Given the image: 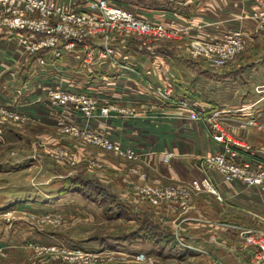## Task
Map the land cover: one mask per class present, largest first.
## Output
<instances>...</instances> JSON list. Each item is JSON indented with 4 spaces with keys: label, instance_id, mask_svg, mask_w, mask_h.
Instances as JSON below:
<instances>
[{
    "label": "crops",
    "instance_id": "obj_1",
    "mask_svg": "<svg viewBox=\"0 0 264 264\" xmlns=\"http://www.w3.org/2000/svg\"><path fill=\"white\" fill-rule=\"evenodd\" d=\"M170 1L174 3L173 9L147 8L140 13L151 21L182 24L186 31L181 39L174 42L176 44L164 42L153 51L146 48L147 53L138 54L131 44L132 38L125 45L118 46L126 51L120 55L121 60L132 64L139 75L121 73L107 61L96 60L86 66L84 45H78L75 51H64L60 61L51 66L38 67L35 57L23 54L15 39L2 38L0 104L16 107L31 117L30 126L37 129L39 138L47 141L57 140L51 131L56 127L58 112L49 106L47 99V92L51 88L89 91L100 100L101 105L112 103L132 110L136 113L134 118L118 116L101 119L92 122L91 126L142 153L143 170L158 183H189L192 179L210 176L223 201L219 202L213 196L197 197L192 204L198 208V213L191 215L203 217L212 223L240 222L243 227L258 231L263 228L260 222H264V191L247 189L240 181L225 183L220 175L207 172L202 160L221 152L222 145L209 137L203 123L186 121L173 115L170 118H155L159 111L175 112L177 108L155 103L150 85L170 89L178 99L189 98V95L195 98L197 91L206 88L207 97L202 96L203 101L197 103L205 107L208 113L220 111L219 121L230 132L231 138L241 146L251 148L253 155L244 153L245 160L264 162V133L248 125L252 119L264 124V30H258L257 22L251 18L253 12L264 10V0ZM75 7L82 9L79 5ZM235 29L245 32L249 46L257 52L248 54L250 57L244 56L240 62L244 63L246 58L249 61L246 59L243 65L214 70L199 61L195 62L184 52L191 40L218 39ZM91 43L96 50L98 45L94 41ZM189 62H195L197 68H205L211 74L204 75V78V72L199 73L185 64ZM245 78L246 81L241 80ZM256 88L261 92H257ZM247 90L251 95L247 94ZM67 116L71 122L85 124L78 114L70 112ZM9 132L24 134L12 125L0 126L1 137H6L5 133ZM22 135L17 136L28 140ZM168 152L173 153L169 165L164 161V154ZM125 173L119 170L117 184L127 182ZM57 183V189H61L62 181ZM212 227L207 223L190 224L180 233L182 244L177 245L176 254L183 264L261 263L252 257L250 247L253 249V246L248 247L235 232L219 234L216 230L218 238L214 243L210 242ZM161 228L173 233L169 228ZM16 249L14 252H20Z\"/></svg>",
    "mask_w": 264,
    "mask_h": 264
},
{
    "label": "rangeland",
    "instance_id": "obj_2",
    "mask_svg": "<svg viewBox=\"0 0 264 264\" xmlns=\"http://www.w3.org/2000/svg\"><path fill=\"white\" fill-rule=\"evenodd\" d=\"M110 1L125 7L138 5L145 9H158L159 6L168 9V5H174L170 0H146L145 3L144 1L137 3V1L131 0ZM258 12L260 11L253 12L251 18L253 19ZM133 37H131L133 39L131 44L137 54L147 53L141 41L146 42L152 51L164 42L176 44L174 42L178 41L177 39L157 41ZM189 44H187L184 52L195 62L199 61L200 64L208 65L211 69L219 68L213 66L204 57L194 58ZM255 53H257L255 49L248 44L244 51L218 70L238 66V64L243 65L248 59L246 58L244 63L240 60L244 56L250 57L248 54ZM195 62L185 64L197 69L199 73L204 72L203 77L211 74L205 68H203L205 70L197 68ZM241 80L246 81V78ZM246 87L249 88V85ZM206 90L205 88L203 91H197L198 97L195 98L189 95V98L178 99L172 94L176 101L184 100L199 107L202 114L201 119L193 120L189 111L185 109H176L175 112L159 111L154 117L170 118L173 115V117L186 121L203 123L209 137L216 142L213 136L218 134V130L214 129V124L209 120L217 123L221 129H226L219 121L220 111L208 113L205 107L197 103L199 100L203 101L202 96L207 97ZM257 90L259 88H256ZM253 91H255L254 88ZM151 92L155 99V93ZM248 93L250 94V90H247ZM91 96L97 98L93 94ZM155 103L159 105L157 101ZM97 104L99 108L119 107L112 103L101 105L98 98ZM12 108L17 109L16 107ZM120 109L133 113V116L113 113L111 117H96L88 119V122L82 114L79 116L86 124L89 123V127L94 130L97 129L91 126V123L97 120L112 119L118 116L122 118L136 117L134 111L125 108ZM31 122L32 119L24 125L0 123V126L12 125L28 138V140L20 139L17 135L22 134L17 132L5 133L6 137L4 134L2 137L0 135V231L2 230L0 233V264H81L65 251L70 249H82L91 253L92 256L87 257V264H183L180 256L176 254V247L181 243L175 238V233L180 235L188 225L200 223L212 224V235L209 236L212 243L218 238L216 230L220 232L219 234H225L229 231L237 233L248 247L253 246V249L250 247L252 257L261 261L260 264H264V255L260 249V244L264 240L263 221L260 222L263 228L257 231L243 227L240 222L218 221L212 223L203 217L191 215L198 213V208L192 204L193 199L201 196L216 198L215 195L208 192H192L187 206L184 207L179 203H174L175 201L168 205L161 200L155 206L147 198L148 196L141 194L146 184L186 187L194 179L189 183L179 181L168 184L158 183L143 170V166H145L142 162L143 159L138 161L121 159L111 151L63 134L57 126L54 131H51L57 140L47 141L39 138L37 129L30 126ZM251 128L264 133V124L251 126ZM226 131L231 137L230 132ZM115 162L118 164L117 166ZM119 170H124L128 178L127 182L120 185L117 184ZM71 177H80L89 182V185L84 187L87 191L91 185L99 186L106 193L104 195L106 198L98 195L99 199H104L102 203H98L93 200L95 198H92L96 194L93 195L89 191L92 196H86L79 192L61 193V189H57L59 185L57 181H62L64 186L65 180ZM166 215L167 217H165ZM144 220L171 229L176 244L163 249L150 241L131 239L130 237H133L140 226L139 222ZM257 235L259 236L257 237ZM54 247L60 248L53 250ZM14 248L20 252H14ZM116 252L128 255L149 254L151 260L135 263L130 258L112 256Z\"/></svg>",
    "mask_w": 264,
    "mask_h": 264
},
{
    "label": "built area",
    "instance_id": "obj_3",
    "mask_svg": "<svg viewBox=\"0 0 264 264\" xmlns=\"http://www.w3.org/2000/svg\"><path fill=\"white\" fill-rule=\"evenodd\" d=\"M79 5L81 8H76ZM145 10L137 5L125 7L110 0H0V40L2 38L15 39L23 54L35 57L38 67H47L60 61L64 51H75L78 45L86 48V66L97 61H107L110 66L116 67L121 73L138 74L136 68L122 61V49L118 46L125 45L127 39H154L173 40L181 39L185 33L182 24L172 22L169 24L160 21H151L141 15ZM258 30H264V12L255 14ZM138 37V38H137ZM98 45L93 48L91 42ZM91 43V44H90ZM142 46L149 48L146 42ZM190 50L194 58L204 57L213 66L222 68L249 44V39L242 29H235L224 33L218 39L191 40ZM118 44V45H117ZM219 68H214L218 70ZM151 86L155 93V101L167 107L188 110L193 120L202 117L199 107L194 103L184 100L176 101L172 91L166 88ZM261 92V89L257 90ZM49 106L58 112L57 128L66 135L78 138L105 150L113 152L117 157L138 161L143 159V154L132 147H126L114 141L109 135L84 125L69 121L67 113L82 114L88 119L96 117H111L113 113L130 114L116 106L99 108L97 98L91 96L89 91L68 89L64 87L51 88L47 92ZM31 117L12 107L0 104L1 124H27ZM218 134L213 139L222 145L221 152L211 155L203 161L204 169L220 175L225 183L242 182L247 189L259 188L264 190V162L245 160V154L251 151L248 146H241L235 142L229 133L214 123ZM249 126H258L255 120L248 122ZM250 155L253 154L250 152ZM173 153H165L164 161L167 165ZM208 192L222 202L223 197L217 191L210 176L195 178L189 185L162 186L159 184H146L141 194L148 196L150 202L157 206L159 201L166 204L179 203L187 206L191 193ZM161 202V203H162ZM175 238L182 244L179 234ZM60 247H54L53 250ZM62 249H65L62 247ZM264 255V240L260 244ZM78 263L87 264V257L92 254L82 249L65 250ZM112 254V253H110ZM112 256L130 258L135 263L150 261L149 254H124L113 253Z\"/></svg>",
    "mask_w": 264,
    "mask_h": 264
},
{
    "label": "trees",
    "instance_id": "obj_4",
    "mask_svg": "<svg viewBox=\"0 0 264 264\" xmlns=\"http://www.w3.org/2000/svg\"><path fill=\"white\" fill-rule=\"evenodd\" d=\"M131 1H137V3H142L146 0H131ZM138 6V5H137ZM168 9H173L174 5H168ZM158 9H164L167 10V8H161L159 6ZM87 185H89V182L83 180L80 177H71L67 178L64 182V186L61 188V193H82L86 196H92L89 192L93 193V195L96 194L95 202L102 203L104 199H99L98 195L104 196L106 193L102 191V189L97 185H91L89 187V192L84 188ZM88 192V193H87ZM104 198H106L104 196ZM140 226L137 229V231L133 234V237H130L134 240H145L153 242L156 245L161 246L163 249L167 247H172L174 244H176V240L174 238V235L169 230H162L161 226L154 225L153 222H150L148 220H144L142 222H139Z\"/></svg>",
    "mask_w": 264,
    "mask_h": 264
}]
</instances>
